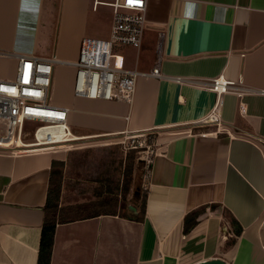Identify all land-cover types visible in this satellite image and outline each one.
<instances>
[{
  "label": "crops",
  "instance_id": "obj_1",
  "mask_svg": "<svg viewBox=\"0 0 264 264\" xmlns=\"http://www.w3.org/2000/svg\"><path fill=\"white\" fill-rule=\"evenodd\" d=\"M113 1L0 0V64L10 67L0 78L16 76L22 55L55 58L51 103L69 109L72 141L158 134L152 163L137 168L142 221L129 218L140 211L132 184L121 199H84L63 180L61 208L95 206L57 224L51 264H264V0H147L142 47L117 50L127 69L162 76L140 77L131 103L77 97L82 41L110 37ZM221 76L230 86L219 97ZM218 101L221 124L203 123ZM61 156L0 153V264H38Z\"/></svg>",
  "mask_w": 264,
  "mask_h": 264
},
{
  "label": "built area",
  "instance_id": "obj_2",
  "mask_svg": "<svg viewBox=\"0 0 264 264\" xmlns=\"http://www.w3.org/2000/svg\"><path fill=\"white\" fill-rule=\"evenodd\" d=\"M146 1L114 0L106 3L113 8L114 13L111 34L108 39H83L75 64V96L131 103L140 77L162 76L158 67L152 72L127 69L124 56L117 50L120 47H142L146 27ZM6 55L7 53L0 52V56ZM54 63L55 58L41 59L22 55L18 58L16 76L13 79L0 78V153L19 155L44 150L56 151L54 149L61 147L59 144H65L54 143L56 136L65 142L67 136L73 134L69 127V109L59 108L51 103ZM229 86V81L221 76L214 79L211 89L221 97ZM202 122L221 124L220 101ZM31 123H36L37 126L32 132H28L27 127ZM47 127L56 128L50 139L47 138ZM151 133H128L124 136L133 140L130 148H136L135 138H146ZM28 135L33 136V142H25ZM261 144L264 153V142ZM154 153L147 150L144 162L150 165Z\"/></svg>",
  "mask_w": 264,
  "mask_h": 264
},
{
  "label": "rangeland",
  "instance_id": "obj_3",
  "mask_svg": "<svg viewBox=\"0 0 264 264\" xmlns=\"http://www.w3.org/2000/svg\"><path fill=\"white\" fill-rule=\"evenodd\" d=\"M8 68L10 69V67L0 64V71L4 72ZM36 126V123L29 124L27 131L32 132ZM157 136L158 134L154 132L146 138H135L136 148H130L133 140L125 138V136L99 142L82 139L59 144L61 147L54 150L61 153V157L67 161L63 170V180L64 183L66 182L68 193L73 191L72 194L75 197L84 199H98L108 195L121 199L125 193V170L128 159L131 154H134L136 164L131 188L132 192L134 189L137 192L134 202L140 208V196L144 193L145 188L140 183L142 172H138L137 168H144L145 163L148 165V162L144 163L146 152L147 150L156 152ZM33 141L32 135L26 136V143ZM126 212L130 213V209L126 208Z\"/></svg>",
  "mask_w": 264,
  "mask_h": 264
},
{
  "label": "trees",
  "instance_id": "obj_4",
  "mask_svg": "<svg viewBox=\"0 0 264 264\" xmlns=\"http://www.w3.org/2000/svg\"><path fill=\"white\" fill-rule=\"evenodd\" d=\"M136 164V157L134 154H131L128 159V163L125 170L126 175V187L125 192L130 189L132 178L134 174ZM63 170H64V162L62 161H53L52 163V171L50 178V186L48 190L47 202L44 207V211L47 214L42 227V237L39 251V260L38 264H51L53 248H54V238H55V230L57 224L59 222H68L72 221L71 214L77 215L83 212L90 211L95 204L90 205H74L69 208H61L60 207V199L63 188ZM146 199L147 194L146 191L141 196L140 203V211L134 212L130 215V219L135 221H142L145 217L146 211ZM109 202L113 200V198L108 197ZM203 213V209L196 210L192 213H189L185 217V232H190L197 224L198 218ZM225 215L227 218H231V215L228 211H225ZM233 223L238 224L234 219ZM240 234V231L239 233Z\"/></svg>",
  "mask_w": 264,
  "mask_h": 264
},
{
  "label": "bare ground",
  "instance_id": "obj_5",
  "mask_svg": "<svg viewBox=\"0 0 264 264\" xmlns=\"http://www.w3.org/2000/svg\"><path fill=\"white\" fill-rule=\"evenodd\" d=\"M49 132H48V139H50V135H52L53 133H55V127H47L46 128ZM64 136V135H63ZM53 138V137H52ZM73 139H76V138H74L73 136H72V134H70V135H68L67 136V139H66V141L64 142L63 140H60V137L59 136H56V140H55V142L54 143H66V142H69V141H72Z\"/></svg>",
  "mask_w": 264,
  "mask_h": 264
},
{
  "label": "water",
  "instance_id": "obj_6",
  "mask_svg": "<svg viewBox=\"0 0 264 264\" xmlns=\"http://www.w3.org/2000/svg\"><path fill=\"white\" fill-rule=\"evenodd\" d=\"M198 264H228V263L222 259H213L209 261H203Z\"/></svg>",
  "mask_w": 264,
  "mask_h": 264
}]
</instances>
